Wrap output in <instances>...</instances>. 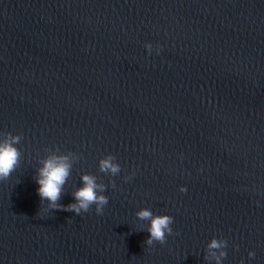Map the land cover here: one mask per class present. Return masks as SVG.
Returning <instances> with one entry per match:
<instances>
[{
  "label": "water",
  "instance_id": "obj_1",
  "mask_svg": "<svg viewBox=\"0 0 264 264\" xmlns=\"http://www.w3.org/2000/svg\"><path fill=\"white\" fill-rule=\"evenodd\" d=\"M6 133L22 140L0 181V264H216L213 238L221 264H264V0H0ZM52 154L72 164L59 203L91 174L103 215L46 210ZM143 209L173 217L164 245H146Z\"/></svg>",
  "mask_w": 264,
  "mask_h": 264
},
{
  "label": "clouds",
  "instance_id": "obj_2",
  "mask_svg": "<svg viewBox=\"0 0 264 264\" xmlns=\"http://www.w3.org/2000/svg\"><path fill=\"white\" fill-rule=\"evenodd\" d=\"M151 54L152 45L145 46ZM160 49H157L159 54ZM22 140L21 135L13 136L11 133L4 134V139L0 142V181H6L11 174L17 169L20 163L21 152L16 147ZM56 153L60 149L55 150ZM116 158L112 155L99 161V170L102 173L116 176L121 172V167L115 162ZM43 167L38 170L36 183L39 185L38 195L41 202L47 201V209L51 211H65L75 213L77 216L90 211L95 205L97 215H103L105 206L108 205V197L103 195L106 191V185L97 182V177L91 174L82 176L83 186L77 189L74 193L75 203L64 206L59 203L64 186L70 176L72 164L70 163V155L52 154L47 159L42 161ZM130 179L126 177V180ZM112 187L115 188V182H112ZM181 192H187L186 188H181ZM136 216L141 221H149L150 226L147 232L150 237L145 241L147 246H154L156 243L164 245L167 237L173 235L171 225L174 223L173 217L168 215H154L150 209H143L136 213ZM178 235V233H177ZM228 247L227 240H218L213 238L207 245L206 260L214 259L216 264H221L226 258ZM249 258L255 257V252H249Z\"/></svg>",
  "mask_w": 264,
  "mask_h": 264
}]
</instances>
